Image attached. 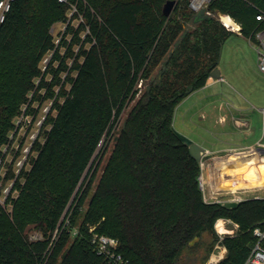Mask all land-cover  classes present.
Returning <instances> with one entry per match:
<instances>
[{
	"label": "trees",
	"instance_id": "trees-1",
	"mask_svg": "<svg viewBox=\"0 0 264 264\" xmlns=\"http://www.w3.org/2000/svg\"><path fill=\"white\" fill-rule=\"evenodd\" d=\"M167 1H13L0 26V153L35 79L58 74L53 83L61 88L38 134L43 140L36 138L30 151L35 155L28 154L17 173L20 190L12 212L0 205V264H116L98 252L94 233L116 238L115 252L128 264H183L185 251L195 248L204 232H214L222 217L239 229L225 238L227 254L217 264L246 260L256 242L253 228L264 225V199L246 198L234 207L206 202L200 162L173 126L176 105L206 85L232 32L214 16L196 20L189 0L182 20L174 16L179 0L172 16H166ZM206 8L230 15L246 37L264 28V19H257L264 0H211ZM72 19H80L76 28ZM59 21L67 22L66 34L73 30L72 42L79 44L82 57L74 60L71 76L65 56L55 49L52 28ZM186 21L195 30L171 51L157 83L151 75ZM134 99L93 188L98 169L93 157ZM28 228L41 237L27 238ZM54 233L57 240L49 247Z\"/></svg>",
	"mask_w": 264,
	"mask_h": 264
},
{
	"label": "rangeland",
	"instance_id": "rangeland-1",
	"mask_svg": "<svg viewBox=\"0 0 264 264\" xmlns=\"http://www.w3.org/2000/svg\"><path fill=\"white\" fill-rule=\"evenodd\" d=\"M186 0H179L178 8L174 12V16L178 20L184 18L183 12L186 10L184 8V2ZM196 1V0H195ZM211 1V0H210ZM210 1L202 0L201 5L194 7V0H189V10H192L194 13L198 12L200 8L208 7ZM189 12V11H188ZM73 11L68 12L69 19L72 16ZM215 20L218 22L220 27H224L226 30L231 31L232 33L224 40L221 50V57L219 62V70L222 73L223 80L215 82L213 85L206 87L202 91H193L185 98H182L180 102L176 105L173 126L174 129L180 132L183 135H186L188 138L192 139L194 142L200 141L201 137H208L210 134L206 131L205 128L209 127L210 123H214L220 115L223 113H228L227 107L224 110L219 111L215 108H212L209 111V118L207 121L200 118L199 110L201 104L208 101H222L225 106L226 103L237 104V101H244V105L252 107L255 105V108L251 109V113L255 119H258V129L253 128L252 131L258 136L263 134V111L261 108L264 107V72L261 73L257 64V52L250 43L249 38L243 35L242 33L235 32L232 27L235 26V23L238 24L230 15L217 12L214 15ZM224 17H229L232 19L234 24H228L224 21ZM80 19H72V27L76 28ZM67 22L59 21L54 24L52 28V33L55 39V49L59 51L60 56H65V61L68 66L71 67L69 71L70 76L74 75L75 72L72 69L74 60H81L79 54V44L77 42H72V31L66 34ZM195 26L190 21H186L183 24V30L178 35L177 39L172 43V46L169 52L162 58L160 64L154 69L151 79H154L157 83L162 79L160 77L159 68L165 65V62L169 58V54L175 48L180 45L181 39L188 33L194 32ZM83 32H79V36L83 38ZM84 47H88V44H84ZM53 53V52H52ZM52 53L48 54L46 58L41 63V67L45 70V66L50 62ZM77 55V58H76ZM58 60L53 62V67L58 66ZM70 69V68H69ZM204 70V69H203ZM67 71L61 72L60 76L62 79H65ZM53 73H42L40 77L35 79L34 88L32 93L29 95L28 101L22 106L21 113L16 120V125L10 136V140L4 146L2 152L0 153V205L3 206L7 212L11 213L13 208V202L19 194L20 185L19 182H15L17 173L19 169L26 164V160L29 159V156L35 155L36 151H31L33 142L37 137L42 141L43 136L38 134L40 133L41 127H43V122L45 117L51 111V106L54 98L59 95L61 85H55L53 81L59 76L56 74L53 76ZM56 77V78H55ZM51 83H53L51 85ZM69 83H66L64 87L69 88ZM239 89L242 96L235 91ZM53 93V97L51 94ZM206 94L202 96V94ZM140 94L136 95V99ZM136 99L128 103L122 112V115L115 126V129L110 135H106L101 141L94 157L92 163L96 162L94 166H98L97 172L95 174L92 187L95 188L102 172L103 168L106 165L114 145L113 136H115L122 126L129 110L135 103ZM27 112V113H26ZM55 110H52L51 114H55ZM26 113V114H25ZM229 117V116H228ZM230 118L226 123L227 128H232ZM212 129V128H211ZM243 133V132H242ZM254 134H249L246 137V140L242 142L243 145H249L252 143V136ZM251 136V137H250ZM263 147V146H262ZM264 148V147H263ZM238 152L226 153L225 150L220 152V156L205 157L201 163L200 167L203 164V170H200L199 176L201 182L203 179H206L205 190L207 196L211 194L212 191H216L217 187L219 193L217 198L219 199H230L234 198L235 195H242L246 198L260 197L264 195V191L260 189H246L240 186L244 185L246 180H251L252 182L248 183L250 187L257 185L256 179L257 173L261 170L260 164L263 162L260 157L264 156V153L252 150L248 151L246 157H258L256 162V168L252 169V178L242 177L233 180H228L225 178L227 174L239 173L244 170V164L242 159L238 158L240 156V149H235ZM234 150V151H235ZM254 151H256L255 155ZM240 152V153H239ZM222 153V154H221ZM252 153V154H251ZM28 154H30L28 156ZM223 155V156H222ZM244 159V158H243ZM225 160V161H224ZM249 161L246 159L245 161ZM28 161V160H27ZM222 162V165L220 164ZM91 163V165H92ZM259 165H258V164ZM90 165V166H91ZM241 165L240 167H237ZM258 165V166H257ZM228 166V167H227ZM29 167V164H27ZM222 167V168H221ZM224 170V171H223ZM255 172V173H254ZM242 173V172H241ZM219 175V176H218ZM254 179V180H253ZM23 182V180H21ZM226 182V183H225ZM14 183L15 186H14ZM225 183V184H224ZM235 184V185H234ZM259 184H264V181ZM201 186V185H200ZM221 187L223 189H221ZM229 187V188H227ZM236 190V193H233L231 190ZM246 191H248L246 193ZM240 202V201H239ZM84 210L86 208L83 207ZM225 218V217H222ZM82 219V218H81ZM230 219V218H229ZM81 220L73 227L71 231V236L69 242L73 241L78 234L79 225ZM228 228L233 227L231 223H228ZM94 229V227H91ZM90 228V230H91ZM238 233V230H235L233 233L224 234L222 242H219L220 245H224L227 249V246L224 243L226 237H234ZM24 234L27 238L35 236L38 234L36 228H28L25 230ZM57 240L56 234L54 233L49 242V247ZM216 245H218V232L215 227L214 232L206 231L202 234L199 242L196 244L195 248L187 249L185 251V256L183 258V264H208V261L211 257V254L215 250ZM227 251H225V255ZM225 257V256H224Z\"/></svg>",
	"mask_w": 264,
	"mask_h": 264
},
{
	"label": "built area",
	"instance_id": "built-area-1",
	"mask_svg": "<svg viewBox=\"0 0 264 264\" xmlns=\"http://www.w3.org/2000/svg\"><path fill=\"white\" fill-rule=\"evenodd\" d=\"M15 0H0V26L1 23L5 20V17L7 13L10 11L12 3ZM63 1V0H62ZM204 1V0H203ZM210 1V0H208ZM202 3V2H201ZM199 4V6L201 5ZM197 6V0H194V7ZM198 6V7H199ZM197 8V7H196ZM257 19L262 20L264 19V13H260L257 15ZM235 23V22H234ZM232 29L237 32V33H242L241 32V26L240 24L235 23V26L232 27ZM249 38L250 43H252L253 47L255 48L257 52V64L258 68L260 71L264 72V28H261L259 30H256L255 32L252 33V35ZM215 81V78L213 76H209L207 82H213ZM264 112V109H263ZM256 148H242L240 149L239 152L240 155H243L245 153H248V151L255 150ZM260 149V148H258ZM232 152H238L232 151ZM263 157L261 158V161H263ZM201 177V176H199ZM248 183L252 181H247ZM244 182V185L240 186L242 188H248V189H253V191H256V189H260L264 191V184H258L254 185V187H250V185ZM202 191H203V197L206 202H225L227 200H237V201H242L246 199L245 196L240 195H235L234 198L222 200L217 198L218 195V188L214 192L212 191L210 195L207 196L206 190H205V185H206V179H203L202 183L200 184ZM229 188V187H227ZM221 189H223L221 187ZM233 193H236V190H231ZM248 191H246L247 193ZM254 198H263L264 195L260 197H254ZM228 223H231L233 227L228 228ZM215 227L218 232V245H216L215 250L211 254V257L208 261V264H217L220 260H222L225 256V251H227L226 247L224 245H220L219 242L223 241L224 234L227 233H233L235 230L239 229L238 223L234 222L232 219L229 218H219L216 223ZM93 230V229H91ZM253 235L256 238L255 244L252 246L251 251L249 255L247 256L246 260L244 261L243 264H264V225H257L253 228ZM92 242L96 245V248L99 253L106 255L111 261H113L116 264H128L126 260L123 259V257L115 252V249L118 245V240L116 238L108 237L106 235H100L97 233L93 234Z\"/></svg>",
	"mask_w": 264,
	"mask_h": 264
},
{
	"label": "crops",
	"instance_id": "crops-1",
	"mask_svg": "<svg viewBox=\"0 0 264 264\" xmlns=\"http://www.w3.org/2000/svg\"><path fill=\"white\" fill-rule=\"evenodd\" d=\"M218 69V74H219V78H215V81L213 82H207L206 85H204L203 87L197 89L196 91H202L205 90L206 87H209L211 85H213L215 82L217 81H221L223 80V76L221 71ZM263 73V72H261ZM239 89H235V91L237 93H239L240 95L242 94L240 91H238ZM206 94H202V96H205ZM242 96V95H241ZM227 106L224 105V103L222 101H208L205 102L203 104H201L200 107V112L199 114L201 115L200 118L207 121L209 118V111L212 108H215L219 111L224 110L225 107H227L228 109V113H223L222 115H220L218 117V119L211 124V122H209L211 128H205L206 131H208V133L210 134L208 137H201L200 141H196L198 144H200L201 146H203L206 151L203 154L202 160L205 157H215L216 156H220V152H222L223 150L226 151V153L232 152L235 149H242V148H253L255 147L257 151H260L262 153H264L263 151H261V149L258 148H263L264 147V127H263V134L260 136H258V134H254L252 129L256 128L258 129V119H255L251 113V109L255 108V105H252V107L246 106L244 105V101H237V104L234 105V103H226ZM264 107L261 108V110L263 111ZM229 116V117H228ZM230 118L231 120V129L226 127V123L228 121V119ZM263 118H264V112H263ZM263 125H264V119H263ZM243 132V133H242ZM254 134V136H250L252 138V143H250L249 145H243L242 142H244L246 140L247 135L249 134ZM263 146V147H262ZM256 153V151H254V154ZM222 154V153H221ZM252 154V153H251ZM248 154L245 153L243 155H240L239 158L242 159V163H246L248 164L250 159H254L255 160L258 159V157L254 156V157H246ZM257 155V154H255ZM218 156V157H219ZM223 156V155H222ZM244 158V159H243ZM248 161H245V160ZM261 160V158H260ZM248 162V163H247ZM201 163V162H200ZM222 165V163H220ZM245 165V164H244ZM259 165V164H258ZM257 165V166H258ZM241 165L237 166L240 167ZM250 167H252V169L256 168V164L253 163L250 165ZM255 167V168H254ZM201 169L203 170V164L201 165ZM231 180V179H228ZM249 181V180H247Z\"/></svg>",
	"mask_w": 264,
	"mask_h": 264
},
{
	"label": "water",
	"instance_id": "water-1",
	"mask_svg": "<svg viewBox=\"0 0 264 264\" xmlns=\"http://www.w3.org/2000/svg\"><path fill=\"white\" fill-rule=\"evenodd\" d=\"M176 5H177V0H168L163 6V13L166 16H172ZM215 13H216V11H209V10H207L206 7L200 8L197 12L196 20H200V19L206 18L208 16H214ZM217 71H218V69L214 70L212 72L211 76H213L214 78H219L220 76H219ZM175 133L180 138V140H182L185 144H187L189 146V150H190L191 155L198 162H201L203 154L206 151V149L203 146H201L200 144H198L197 142H194L192 139L188 138L186 135H183L176 130H175ZM260 149H261V151L264 152V148H260ZM238 203H239V201H237V200H227V201L223 202V205L227 206V207H234ZM40 237H41V234L38 233L35 236H32L31 239L34 240V239H38Z\"/></svg>",
	"mask_w": 264,
	"mask_h": 264
},
{
	"label": "bare ground",
	"instance_id": "bare-ground-1",
	"mask_svg": "<svg viewBox=\"0 0 264 264\" xmlns=\"http://www.w3.org/2000/svg\"><path fill=\"white\" fill-rule=\"evenodd\" d=\"M201 1L202 0H197V6H199V4L201 3ZM224 21L226 22V23H228V24H234V22L232 21V19H230L229 17H224ZM238 158H239V156H237ZM260 160V159H259ZM225 161V160H224ZM256 162V161H255ZM263 163L262 164H260V166H261V170L262 171H259V173H257V177H258V179H256V181L255 182H257L258 184L259 183H262L263 181H264V157H263V161H262ZM222 163V162H221ZM248 163V162H247ZM254 163V159L252 160V161H250L248 164H245V166L243 167L244 168V170L243 171H240L239 173H235L234 175H233V173L232 174H227V176L225 177V178H228V179H231V180H233V179H237V178H244V177H248V178H252V172L253 171H251L252 170V167H250V165L251 164H253ZM258 164V163H257ZM228 167V166H227ZM222 168V167H221ZM224 171V170H223ZM242 172V173H241ZM255 173V172H254ZM219 176V175H218ZM252 180V179H251ZM251 180H249V181H251ZM254 180V179H253ZM234 181V180H233ZM247 181V180H246ZM226 183V182H225ZM224 183V184H225ZM235 185V184H234Z\"/></svg>",
	"mask_w": 264,
	"mask_h": 264
},
{
	"label": "flooded vegetation",
	"instance_id": "flooded-vegetation-1",
	"mask_svg": "<svg viewBox=\"0 0 264 264\" xmlns=\"http://www.w3.org/2000/svg\"><path fill=\"white\" fill-rule=\"evenodd\" d=\"M199 184H201V183H199Z\"/></svg>",
	"mask_w": 264,
	"mask_h": 264
}]
</instances>
